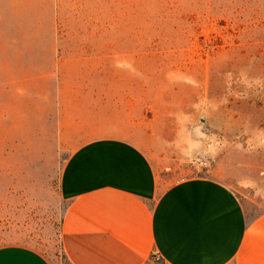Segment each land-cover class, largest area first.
<instances>
[{"label": "rangeland", "instance_id": "1", "mask_svg": "<svg viewBox=\"0 0 264 264\" xmlns=\"http://www.w3.org/2000/svg\"><path fill=\"white\" fill-rule=\"evenodd\" d=\"M86 54L142 86L161 188L211 178L264 211V0H0V248L69 264L52 68Z\"/></svg>", "mask_w": 264, "mask_h": 264}, {"label": "crops", "instance_id": "2", "mask_svg": "<svg viewBox=\"0 0 264 264\" xmlns=\"http://www.w3.org/2000/svg\"><path fill=\"white\" fill-rule=\"evenodd\" d=\"M97 59L59 58L52 68L55 125L67 152L58 194L66 204L60 244L69 263L145 264L155 252L165 264H264V211L251 214L211 178L161 188L140 148L149 125L142 86L101 80L97 73L113 67ZM0 264L50 263L16 245L0 248Z\"/></svg>", "mask_w": 264, "mask_h": 264}, {"label": "trees", "instance_id": "3", "mask_svg": "<svg viewBox=\"0 0 264 264\" xmlns=\"http://www.w3.org/2000/svg\"><path fill=\"white\" fill-rule=\"evenodd\" d=\"M68 261V260H67ZM68 263H69V261H68ZM70 264V263H69Z\"/></svg>", "mask_w": 264, "mask_h": 264}]
</instances>
